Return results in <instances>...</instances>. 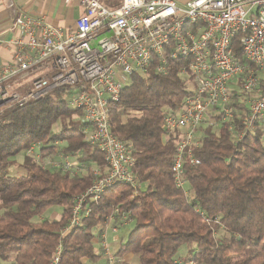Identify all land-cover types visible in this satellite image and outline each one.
I'll return each mask as SVG.
<instances>
[{"label": "trees", "instance_id": "1", "mask_svg": "<svg viewBox=\"0 0 264 264\" xmlns=\"http://www.w3.org/2000/svg\"><path fill=\"white\" fill-rule=\"evenodd\" d=\"M238 38L234 53L243 62ZM165 55L166 75L157 72L155 58L147 73L128 78L119 102L110 106L111 132L136 161L137 190L124 183L108 189L65 236L71 200L92 185L94 170L107 172L102 152L87 141L83 112L69 105L71 90L61 87L0 114V264H50L61 242L60 264H97L102 256L94 241L105 232L106 219L113 216V225L119 226L124 215L132 226L116 258L134 256L136 264H264L261 131L257 128L241 141L230 134L231 125L236 133L242 130L247 114L235 98L233 120L213 116L207 120L213 122L210 126L199 129L195 156L201 164L185 166L187 184L178 188L172 173L178 141L165 138L163 125L191 96L193 83L190 74L181 73L190 60H171L168 50ZM35 144L43 146V155L71 157L85 172L72 176L41 168L27 156ZM21 155L25 175L12 176L9 171ZM54 207L63 208L60 219H41ZM182 247L190 251L184 260Z\"/></svg>", "mask_w": 264, "mask_h": 264}, {"label": "built area", "instance_id": "2", "mask_svg": "<svg viewBox=\"0 0 264 264\" xmlns=\"http://www.w3.org/2000/svg\"><path fill=\"white\" fill-rule=\"evenodd\" d=\"M61 1L77 4L83 11L71 33L42 19H15V51L0 68V114L61 87L71 90L69 105L83 112V122L89 126L87 141L102 152L107 173L94 170L92 185L71 200L62 236L77 229L91 212L89 204L98 202L116 184L137 190L136 161L111 132L110 106L119 102L128 78L136 72L147 73L155 58L157 72L166 75L167 50L171 60H190L181 73L190 74L193 83L191 96L175 114L166 116L163 125L165 138L178 141L172 168L178 188L187 184L185 166L201 164L195 156L199 129L213 116L233 120L235 98L246 106L247 114L242 130L236 133L231 125L230 134L241 141L259 128L264 141V0H190L184 5L176 0H121L112 9L99 0ZM238 36L243 62L234 53ZM31 77L30 89L25 94L17 92L16 81ZM42 147L35 144L27 151L41 168L61 169L72 176L85 172L86 167L71 157L43 155ZM198 213L211 222L204 212ZM123 218L131 224L130 216ZM113 221V216L106 219V229ZM111 227L119 232V227ZM104 233L99 240L108 264H117ZM61 253L62 242L50 264H60Z\"/></svg>", "mask_w": 264, "mask_h": 264}, {"label": "crops", "instance_id": "3", "mask_svg": "<svg viewBox=\"0 0 264 264\" xmlns=\"http://www.w3.org/2000/svg\"><path fill=\"white\" fill-rule=\"evenodd\" d=\"M176 1L179 4L184 5L190 0ZM65 8L68 9V15L63 17L61 13ZM82 12V9L77 4L67 5L61 0H0V68L11 60L15 51V46L12 43L18 35V30L13 29V23L16 18L26 16L32 19H42L48 25L59 28L64 31L65 34H68L74 30L75 20L82 14ZM16 83V91L25 94L30 89L29 87L32 83V77L27 80H17ZM55 208L57 207L52 209ZM60 217L61 215L58 219H60ZM113 222L110 224L111 226H114ZM111 226L108 230L114 234L120 233L121 230L123 231L124 236L122 238L116 237L114 240V243L118 244L128 237V232L130 231L129 229L131 228L132 223H122L117 226L120 228L118 233H115ZM105 237L106 236L104 235V238ZM95 241H97L96 244H101L99 239H95ZM121 260L123 263H137V259L134 256H127Z\"/></svg>", "mask_w": 264, "mask_h": 264}, {"label": "rangeland", "instance_id": "4", "mask_svg": "<svg viewBox=\"0 0 264 264\" xmlns=\"http://www.w3.org/2000/svg\"><path fill=\"white\" fill-rule=\"evenodd\" d=\"M100 2H101V4L102 5H104L105 7H107V8H116L117 7V4L118 3H120L121 2V0H99ZM116 5V6H115ZM113 6V7H112ZM61 15L63 16V17H65V16H67L68 15V9H63L62 10V13H61ZM215 117V116H214ZM214 117H212V118H214ZM211 118V119H212ZM210 119V120H211ZM212 121H213V119H212ZM211 123H213V122H211V121H207L206 122V127L207 126H210L211 125ZM215 124V123H214ZM23 159H24V157L21 155L20 157H18L17 158V165L16 166H14L12 169H10V171H9V173L12 175V176H22V175H25V169L23 168V166H22V163H23ZM63 214V208L62 207H57V208H55V209H51V210H49V211H47L46 212V214L41 218V219H45V220H49V221H53V220H56V219H58V217L60 216V215H62ZM100 228V227H99ZM98 228V229H99ZM110 229V228H109ZM95 231H97L96 229H95ZM216 235L217 236H220V235H222V231L221 232H219L218 233V231L216 232ZM105 236H106V243L108 244V246H109V249H110V253H111V255H113V256H115V254L117 253V251L119 250V248H120V246H121V243L122 242H125V241H127V238L126 239H124V240H122L121 241V243H118V244H116V243H114V240H115V238L116 237H120V238H122L124 235H123V231L121 230L120 231V233H118V234H114L113 232H111L110 230H108V229H106V231H105ZM98 238V237H97ZM94 243H95V248L97 249V251L101 254V256H102V258H101V260H100V262L99 263H97V264H108V256H106V254H105V252L103 251V249H102V246H101V244H96L97 243V241H94ZM189 248H187V247H182V249H181V251H180V259L181 260H184V259H187L188 257H189ZM115 258H116V256H115ZM105 259H106V261H105ZM117 260L115 261V262H117V264H124L123 262H122V260L121 259H119L118 257L116 258ZM104 261V262H103ZM89 264H91V263H89Z\"/></svg>", "mask_w": 264, "mask_h": 264}]
</instances>
